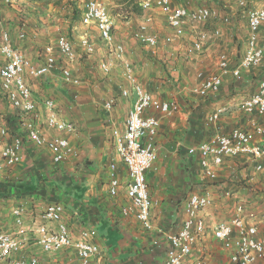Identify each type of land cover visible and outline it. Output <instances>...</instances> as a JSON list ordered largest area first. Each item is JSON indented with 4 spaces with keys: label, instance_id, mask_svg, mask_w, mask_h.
Listing matches in <instances>:
<instances>
[{
    "label": "built area",
    "instance_id": "1",
    "mask_svg": "<svg viewBox=\"0 0 264 264\" xmlns=\"http://www.w3.org/2000/svg\"><path fill=\"white\" fill-rule=\"evenodd\" d=\"M13 3L14 0H0V100L16 118L11 128L0 126V159L9 169L21 166L29 145L48 150L55 165L70 158L77 159L80 154L70 137L77 133L76 126L63 118L53 100L46 99L42 102L45 128L58 134L64 133L48 137L47 130L38 124V104L26 81L28 78L49 77L56 69L58 58H62L64 64L59 69V80L65 85L78 87L81 81L70 68L76 57L74 46L66 35H58L43 47L39 63H31L12 43L11 35L2 23V6ZM251 4L250 0H237L247 28L246 47L240 61L231 67L229 57L221 53L217 57L216 72L205 75L199 71L195 75L198 82L192 90L198 98L215 96L227 76L240 80L242 71L256 69L264 63V4ZM137 5L143 16L133 32V38L151 52H155L160 43L171 44L190 34L186 57L202 53L208 40L219 37L221 30L214 27L209 32L198 31L199 26L213 20L226 26L234 23L231 15H218L207 0H138ZM79 14L80 25L84 28L79 37L82 53L87 57L94 56L96 48L89 31H95L98 40L122 68L125 84L119 87V97L131 99L132 103L122 133L115 130L112 134L114 150L126 170L123 193L128 204L122 207L121 213L125 217L132 216L145 229H150L152 201L147 176L149 171L156 170L155 164L160 155L157 143L160 120L179 113L180 108L176 102H162L154 98L136 81L133 67L126 59L124 45L115 40L116 20L104 2L83 0ZM154 17L163 19L170 29L162 40L153 31ZM17 39H26L24 29H20ZM98 66L105 76L109 75L107 63L101 61ZM115 104L114 98L105 101L104 111L111 113ZM238 109L250 118L248 128L235 127L226 134L213 131L204 141L186 149V157L195 158L200 180L207 186L190 193L177 210L178 217H181L180 227L166 234L168 247L165 264H213L206 259L207 253L204 252L208 232L226 253L228 264H264V236L259 232V220H246L242 206H235L228 220L216 222L210 230L206 222L209 210L216 204L212 186L219 181L220 172L227 161L245 159L254 164L255 171L264 172V79L258 82L253 94L242 99ZM150 112L158 116L149 115ZM225 113L226 108L217 105L205 118L206 125H214ZM106 178L107 194L118 197L123 181L116 170L107 168ZM63 212V204L53 202L36 215L32 230L37 244L46 254L68 248L76 256L78 264H90L100 253L98 247L88 241V231H83L80 238L74 240L67 225L62 223ZM10 215L15 228L3 230L0 227V263L41 264L37 255L20 257L26 243L24 223L31 215L29 209L25 204L17 205L11 209ZM200 250V254H197Z\"/></svg>",
    "mask_w": 264,
    "mask_h": 264
},
{
    "label": "rangeland",
    "instance_id": "2",
    "mask_svg": "<svg viewBox=\"0 0 264 264\" xmlns=\"http://www.w3.org/2000/svg\"><path fill=\"white\" fill-rule=\"evenodd\" d=\"M82 1L14 0V8L3 9L5 13L2 14V23L9 31L12 43L34 65L39 63L43 47L47 43L53 42L58 35H66L69 38L76 54L74 62L70 64L71 72L80 79L81 84L78 87H72L59 80V69L64 64L62 58H58L56 69L49 77L26 79L38 104L40 114L38 124L45 131L47 130L44 127L45 113L42 110V102L46 99L53 100L63 118L75 125L78 123L72 120L73 109H79L75 120L79 119L83 126L82 129L77 128L75 136H70L71 143L72 138L80 142L83 137L87 139L89 147L84 149L83 145H75L79 154L82 152L81 157L79 156L77 159H81L80 162L84 164L82 166H89L92 171L99 162L102 163L97 167L101 170V177L102 175L106 177L107 168L117 169L121 175V181H123L119 194H124L126 170L123 168L124 166L122 172L118 170L117 166L121 162L112 144V134L115 130L122 133L123 123L132 100L119 97V87L125 84L122 78V68L98 40L95 31H89L96 48L94 56L87 57L80 50L79 37L84 32L79 21V8L82 6ZM101 1L105 3L116 20L115 40L124 45L126 59L133 67L136 81L154 98L162 102H176L179 105V113L161 118L157 142L160 147V156L171 157L173 161L176 157L182 159L186 157L187 151L177 145L187 140L185 134L187 132L182 124L186 126L189 123L205 129L207 131L206 138L213 134L214 128L225 134L235 127L248 128L250 118L241 113L238 106L243 98L255 92L258 82L264 79V63L256 69L242 71L240 80H234L227 76L215 96L201 99L192 92L198 82L195 75L199 71L204 72L205 75L217 71L216 61L219 54H226L231 67H233L238 64L244 53L247 35L246 19L237 7V0H207L208 5L218 15L229 14L233 17L234 23L226 26L218 20H213L209 24L199 26L198 31L205 30L207 32L218 27L221 30V35L217 38H210L204 52L191 54L190 57H186L185 51L190 45V34L171 44L160 43L155 52L145 49L133 38V32L142 21L143 16L137 5L138 0ZM177 1L181 2V0ZM250 1L252 6L264 4V0ZM154 19L153 31L162 40L170 33V29L163 19L159 17H154ZM21 28L26 32V39L23 41L17 39ZM101 61L110 67L108 76H105L99 69L98 65ZM111 98L116 100V104L111 113H106L103 105ZM217 105L224 106L226 113L221 121L214 125H206L205 118ZM110 118L114 121L112 127H109L110 122L107 121ZM15 122L16 118L11 115L10 109L0 100V124L11 128ZM78 131L79 136H77ZM46 133L49 137L54 132L47 130ZM1 141L0 139V146ZM92 141H98V144L94 145ZM33 149L38 152L46 150L44 148ZM28 150L25 151L26 154ZM103 154L104 156L101 157ZM92 164L95 165L92 167ZM225 165L229 171H232L231 178L238 188L232 202L234 205L244 208L246 220L253 218L259 220V232L264 236V172L255 171L254 164L245 159L227 161ZM24 166L23 163L21 167L25 168ZM8 169L0 159V174ZM210 185L212 186V184ZM228 219L229 216H223L219 220L226 221ZM209 234L211 237L208 240V246L212 253H207L206 259L213 264H227L226 253L213 240L211 232H208ZM200 252L201 250L197 254ZM204 252L206 253V251Z\"/></svg>",
    "mask_w": 264,
    "mask_h": 264
},
{
    "label": "crops",
    "instance_id": "3",
    "mask_svg": "<svg viewBox=\"0 0 264 264\" xmlns=\"http://www.w3.org/2000/svg\"><path fill=\"white\" fill-rule=\"evenodd\" d=\"M7 7L14 8V4L2 6V14L5 13L3 9ZM77 113L79 109H73L72 120L78 123L73 124L76 128L82 129L80 120H75ZM149 115L158 116L152 112ZM108 120L109 127L114 126L113 119ZM221 120L222 118L219 121ZM182 126L187 132L185 133L187 140L177 145L185 150L206 139L205 129L189 123ZM214 131L221 133L216 128ZM52 135L64 133L54 132ZM79 135L78 131L77 136ZM158 138L159 135L157 142ZM73 139L74 147L75 145H83L84 149L89 147L86 138L82 137L80 142ZM97 142L92 141L94 145L98 144ZM103 156L104 154L101 157ZM80 160L70 158L55 165L48 150L38 152L29 145L28 153H24L25 168L18 166L0 174L1 229L15 228L10 215L13 207L25 204L31 213L24 223L26 243L20 257L37 255L41 264H78L76 256L68 248L55 253H43L32 230V222L36 215L48 204L60 202L64 206L62 223L69 228L70 236L77 240L83 231H88V241L99 249V255L94 257L90 264H165L168 247L166 234L177 231L180 227L181 217H178L177 210L190 193L207 186L200 180L195 158L176 157L173 161L171 157L159 155L155 164L156 170L148 172V193L152 201L150 229H145L132 216L122 215L121 209L128 202L122 193L116 198L107 194L106 177L103 175L101 177V170L97 168L102 163L99 162L92 171L89 166L83 167L84 164ZM93 165L95 164L91 166ZM117 167L122 172L123 164ZM222 171L218 184L212 186L216 204L206 217L209 230L221 217L230 218L236 206L232 200L236 197L235 192L238 188L231 178L232 171L227 169V165ZM116 172L121 177L117 169ZM210 237L209 234L207 240ZM209 248L207 244L204 248L206 253H212ZM226 263L228 264V261Z\"/></svg>",
    "mask_w": 264,
    "mask_h": 264
}]
</instances>
